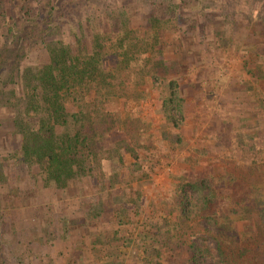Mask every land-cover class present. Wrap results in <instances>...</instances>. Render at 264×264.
Masks as SVG:
<instances>
[{
    "label": "rangeland",
    "instance_id": "1",
    "mask_svg": "<svg viewBox=\"0 0 264 264\" xmlns=\"http://www.w3.org/2000/svg\"><path fill=\"white\" fill-rule=\"evenodd\" d=\"M89 1L74 14L90 19L93 31L83 30L88 48L92 34L118 32L123 21L150 32L152 14L170 17L161 53L178 70L148 88L144 101L130 104V113L123 100L106 104L111 128L99 160L89 158L85 174L65 189L45 184L38 166L20 160L18 138L0 122V264H180L175 247L182 240L167 232L177 216L179 188L206 180L218 199L231 195L229 167L253 169L247 185L258 203L245 218L255 221L254 213H263L258 228L264 234V0ZM169 80L176 81L183 99L178 128L159 108ZM201 191L192 196L196 202ZM215 210L219 214V206ZM220 213L210 230L220 223L219 229L241 239L257 229L242 216ZM70 222L78 228L72 238ZM203 238L202 247L214 251V239Z\"/></svg>",
    "mask_w": 264,
    "mask_h": 264
},
{
    "label": "trees",
    "instance_id": "2",
    "mask_svg": "<svg viewBox=\"0 0 264 264\" xmlns=\"http://www.w3.org/2000/svg\"><path fill=\"white\" fill-rule=\"evenodd\" d=\"M88 2L0 0V113H6L0 122L18 138L20 160L38 166L44 183L59 190L85 174L89 158L95 163L99 160L100 144L111 128L106 104L123 100L130 113V104L144 101L148 88L160 86L170 69L178 70L167 66L161 53L160 41L170 17L152 14L150 32L123 21L118 32L90 35L88 48L83 30L91 27L90 19L74 15L79 5ZM12 10H16L15 16H11ZM120 15L127 16L126 10ZM73 21L76 27H69ZM32 52L43 57L31 59ZM260 75L264 81V70ZM165 86L168 94L159 108L178 128L184 120L183 99L176 81L169 80ZM225 172L231 176L232 194H222L221 199L206 180L179 188L177 216L167 232L182 240L175 247L180 264H205L209 259H217L216 264H264V234L258 228L263 225L262 218L258 219L263 213L256 211L255 221L245 218L247 209H256L258 203L247 185L253 169L243 166L234 171L229 167ZM198 187L205 192L201 191V201L196 202L192 196ZM213 206H219V214L212 213ZM223 209L229 215L242 216L250 227L257 226L256 233H244L238 239L233 231L228 235L219 229L220 223L210 230ZM186 221L192 227H186ZM204 236L214 239V251L202 247Z\"/></svg>",
    "mask_w": 264,
    "mask_h": 264
},
{
    "label": "crops",
    "instance_id": "3",
    "mask_svg": "<svg viewBox=\"0 0 264 264\" xmlns=\"http://www.w3.org/2000/svg\"><path fill=\"white\" fill-rule=\"evenodd\" d=\"M234 97V95L233 96H230V95H228V100H231L232 101V98ZM96 207H94V211L96 210V211H98V207L100 208V206H99V204H96L95 205ZM76 226V224H73L72 222H70V226L68 227V229H72V230H68V231H70V237L72 238V236L75 234V232L77 231V229L78 228H76L75 227ZM94 229V228H93ZM97 232L99 233L100 232V230L99 229H97ZM89 233H91L90 231H89ZM91 239H92V237H90ZM93 239H94V237H93ZM92 240H90V242H91ZM90 242H88V244L87 245H89V243ZM68 246V245H67ZM72 247V246H71ZM74 247V246H73ZM72 247V248H73ZM79 247H81V246H79ZM90 247H91V245H90ZM95 247H97V246H95ZM70 251V250H69ZM75 252V250L74 251H72V253H74ZM92 252L90 251L89 252V254H91ZM92 255H94L93 257L94 258H96V257H99L97 254H96V250H94V252L92 253ZM96 261V260H95ZM87 263H89V264H93V262L91 263V261L90 260H87L86 261ZM66 264H67V261H66Z\"/></svg>",
    "mask_w": 264,
    "mask_h": 264
}]
</instances>
